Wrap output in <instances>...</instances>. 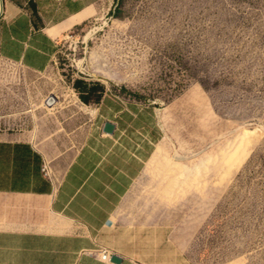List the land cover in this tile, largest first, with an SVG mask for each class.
<instances>
[{
  "label": "rangeland",
  "instance_id": "obj_1",
  "mask_svg": "<svg viewBox=\"0 0 264 264\" xmlns=\"http://www.w3.org/2000/svg\"><path fill=\"white\" fill-rule=\"evenodd\" d=\"M83 79L158 109L160 147L112 218L146 258L264 264V0H115L45 71L0 60V132L76 148Z\"/></svg>",
  "mask_w": 264,
  "mask_h": 264
},
{
  "label": "crops",
  "instance_id": "obj_2",
  "mask_svg": "<svg viewBox=\"0 0 264 264\" xmlns=\"http://www.w3.org/2000/svg\"><path fill=\"white\" fill-rule=\"evenodd\" d=\"M114 1L0 0V60L45 71L64 35ZM87 108V133L62 152L40 133L0 132V264H160L112 219L160 146L158 109L106 89ZM99 248L120 261L89 253Z\"/></svg>",
  "mask_w": 264,
  "mask_h": 264
},
{
  "label": "trees",
  "instance_id": "obj_3",
  "mask_svg": "<svg viewBox=\"0 0 264 264\" xmlns=\"http://www.w3.org/2000/svg\"><path fill=\"white\" fill-rule=\"evenodd\" d=\"M73 87L78 93L79 100L86 105H88L91 101H98L101 97V93L104 91L103 86H99L95 84H93V86L92 85L89 86L88 83H86L83 80H75L73 82ZM163 157L166 158L165 156Z\"/></svg>",
  "mask_w": 264,
  "mask_h": 264
},
{
  "label": "built area",
  "instance_id": "obj_4",
  "mask_svg": "<svg viewBox=\"0 0 264 264\" xmlns=\"http://www.w3.org/2000/svg\"><path fill=\"white\" fill-rule=\"evenodd\" d=\"M72 91L74 92V90H72ZM42 170L45 174L47 173L46 167H43ZM89 253L98 257L100 260L107 261V262L110 261V252L106 248H99L95 251H89Z\"/></svg>",
  "mask_w": 264,
  "mask_h": 264
},
{
  "label": "water",
  "instance_id": "obj_5",
  "mask_svg": "<svg viewBox=\"0 0 264 264\" xmlns=\"http://www.w3.org/2000/svg\"><path fill=\"white\" fill-rule=\"evenodd\" d=\"M2 1H3V0H2ZM112 129H113V126L110 125V124L106 123V124L104 125V132H106V133H110V132H112ZM110 261H112V262H119L120 259H119L116 255H111V257H110Z\"/></svg>",
  "mask_w": 264,
  "mask_h": 264
},
{
  "label": "bare ground",
  "instance_id": "obj_6",
  "mask_svg": "<svg viewBox=\"0 0 264 264\" xmlns=\"http://www.w3.org/2000/svg\"><path fill=\"white\" fill-rule=\"evenodd\" d=\"M56 102L55 97H49L46 101H45V105L47 107L53 106V104Z\"/></svg>",
  "mask_w": 264,
  "mask_h": 264
}]
</instances>
